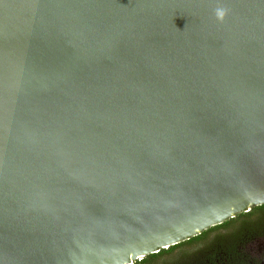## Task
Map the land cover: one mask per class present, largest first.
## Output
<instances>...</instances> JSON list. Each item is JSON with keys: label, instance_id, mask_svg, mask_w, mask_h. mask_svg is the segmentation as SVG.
Wrapping results in <instances>:
<instances>
[{"label": "water", "instance_id": "water-1", "mask_svg": "<svg viewBox=\"0 0 264 264\" xmlns=\"http://www.w3.org/2000/svg\"><path fill=\"white\" fill-rule=\"evenodd\" d=\"M261 206L264 0H0V264H137Z\"/></svg>", "mask_w": 264, "mask_h": 264}, {"label": "trees", "instance_id": "trees-1", "mask_svg": "<svg viewBox=\"0 0 264 264\" xmlns=\"http://www.w3.org/2000/svg\"><path fill=\"white\" fill-rule=\"evenodd\" d=\"M255 224L257 226H264V206L257 207L253 211L239 215L235 219L228 221L227 223L212 228L202 235L191 239L185 243L169 248L168 250H163L158 254L151 255L147 259L138 262L137 264H214V236L217 230H232L234 236H239L246 232L250 225ZM224 233L221 232V235ZM221 237V236H220ZM193 243H198L203 245V248L199 249L196 254L188 255L181 254L180 258L172 261L173 253L185 246L191 245Z\"/></svg>", "mask_w": 264, "mask_h": 264}, {"label": "flooded vegetation", "instance_id": "flooded-vegetation-1", "mask_svg": "<svg viewBox=\"0 0 264 264\" xmlns=\"http://www.w3.org/2000/svg\"><path fill=\"white\" fill-rule=\"evenodd\" d=\"M213 236L214 264H264V226L252 224L239 236L226 228Z\"/></svg>", "mask_w": 264, "mask_h": 264}, {"label": "rangeland", "instance_id": "rangeland-1", "mask_svg": "<svg viewBox=\"0 0 264 264\" xmlns=\"http://www.w3.org/2000/svg\"><path fill=\"white\" fill-rule=\"evenodd\" d=\"M201 248H203V245L198 244V243H193L191 245L182 247L173 253L174 255L171 259H173L172 261L177 260L180 258L181 254H183V253L188 254L189 256L196 254L198 252V250Z\"/></svg>", "mask_w": 264, "mask_h": 264}, {"label": "clouds", "instance_id": "clouds-1", "mask_svg": "<svg viewBox=\"0 0 264 264\" xmlns=\"http://www.w3.org/2000/svg\"><path fill=\"white\" fill-rule=\"evenodd\" d=\"M216 15H217L218 19L223 20L224 17L226 16V10L225 9H219L218 8L216 10Z\"/></svg>", "mask_w": 264, "mask_h": 264}]
</instances>
